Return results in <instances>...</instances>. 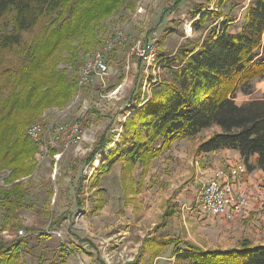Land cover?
Returning <instances> with one entry per match:
<instances>
[{
	"label": "rangeland",
	"instance_id": "374dc122",
	"mask_svg": "<svg viewBox=\"0 0 264 264\" xmlns=\"http://www.w3.org/2000/svg\"><path fill=\"white\" fill-rule=\"evenodd\" d=\"M249 1L125 0L117 13L93 22V39L72 35L63 47H58L60 52L54 70L65 71L66 84L72 89L70 99L61 107L55 103L40 111H36L38 105L28 106L25 101L18 114L24 117L40 113L34 122L40 121L41 125L44 122L47 127L53 123L49 130L44 129L47 130L46 143L54 126H61L57 143L62 149L49 147V152L42 155L38 147L23 145L22 159L4 155L23 169L17 170L13 177L15 184H20L26 192L22 206H14L17 204L14 200L13 210L9 205L0 206V240L27 238L26 246L19 252L20 261L27 264H125L134 259L141 239L151 234L181 238L186 235L204 249H222L237 243L236 228L232 226H240L241 217L227 219L210 215L201 208L199 197L195 199L201 183L216 170L210 176L202 172L200 167L206 166V162L204 165H199L200 161L195 163L196 146L219 129L216 125L201 129L193 136L178 138L169 150L147 165L123 163L120 159L106 172L101 168L104 174L98 181L93 177L96 167L107 163L108 159L102 156L119 138L120 123L135 102L151 92L153 83L170 78L161 65L162 56L174 54L181 46L199 43L222 20L206 18L194 29L192 10L196 5L209 2L211 9L217 8L223 18L231 19L228 29L236 32ZM61 11L41 16L30 31L23 33L21 46L0 50L1 105L12 86L10 74L23 66L24 72L32 69L34 55L26 49L31 40L46 27L63 30L61 18L57 19ZM65 26L71 29L70 25ZM122 31L126 39L119 42L117 33ZM57 39L59 36L54 33L50 37L51 42ZM109 39L115 45L105 53L107 75L102 80L94 76L78 88L81 66ZM136 43L146 49V57L136 54L133 49ZM261 53L264 55V45ZM37 75L43 79L42 74ZM48 83L54 87L50 94L61 89L54 77ZM21 86L22 83L16 90ZM235 93L234 100L238 104L263 98L264 78L254 80L252 93L243 94L239 90ZM48 98L44 96L42 102ZM106 135L107 143L92 157L95 147ZM22 139L20 136L18 142ZM64 139H70L66 146L62 145ZM57 150L59 154L53 156ZM28 166L33 169L27 171ZM97 203L101 207L94 211ZM3 206L9 208L6 213ZM171 207L175 212L164 217ZM156 226L162 227L156 231ZM27 228L32 229V233ZM19 229L23 230L22 235ZM62 246L70 252L65 257L59 256ZM171 250L172 247L167 249L153 264H173ZM181 264L187 263L182 261Z\"/></svg>",
	"mask_w": 264,
	"mask_h": 264
},
{
	"label": "trees",
	"instance_id": "16d2710c",
	"mask_svg": "<svg viewBox=\"0 0 264 264\" xmlns=\"http://www.w3.org/2000/svg\"><path fill=\"white\" fill-rule=\"evenodd\" d=\"M124 2L0 0V50L21 46L24 32L30 31L41 16L59 12V9L62 11L57 19L61 18L63 26L62 31L54 27L51 30L43 28L31 40L26 49L34 55L30 69L36 70L31 69L30 74L31 71L24 72L23 66L15 74H10L12 86L2 105L0 100V170L9 171L5 179L6 186L0 187V206L9 205L13 210V200L17 203L14 206L20 207L26 196L22 186L15 184L13 178L17 170L23 169L4 157L8 155L20 160L21 150L25 149L23 145L37 148L26 129L40 113L36 116H20L18 112L25 105L24 102L28 106L38 105L36 111L55 103L63 106L70 99L72 89L70 84H66L65 71L54 70L60 52L58 47H63L72 35L93 39V22L117 13ZM222 16L217 8L209 7V2L199 3L192 10L194 29L206 18L222 20L199 43L190 47L181 46L174 54L162 56L161 65L170 78L153 83L151 92L135 102L120 123L122 129L119 138L102 156V159H108L107 163L96 167L93 177L95 181L120 159L123 163L129 161L147 165L169 150L178 138L193 136L201 129L213 125L220 130L200 141L196 153L212 152L220 148L235 149L248 169L259 168L264 172V97L240 104L234 100L237 90L250 94L254 80L264 78V55L261 53L264 45V0L249 1L242 24L236 32L228 29L231 19ZM65 25H70L71 29ZM53 33L59 39L51 42ZM36 71L43 75V79L38 77ZM52 77L61 84V89L50 94L54 87L48 81ZM44 96L50 99L42 102ZM20 136L23 139L18 142ZM107 138L108 135L101 138L92 157L100 152ZM254 154L257 155L256 161L250 164L249 159ZM32 169L33 166L27 167V171ZM100 204H96L94 211L100 209ZM3 209L6 213L9 208L3 206ZM174 212L171 207L164 213V217ZM160 227L156 226V231ZM27 230L31 233L33 231L30 228ZM26 244L27 238L22 236L9 241L0 240V264H27L19 260V252ZM170 247L173 264H181L182 261L187 264H264V244L253 245L247 239H241L236 247L204 249L179 236L164 237L157 234L144 237L139 253L125 264H153ZM68 254L70 252L64 246L60 247V257Z\"/></svg>",
	"mask_w": 264,
	"mask_h": 264
},
{
	"label": "built area",
	"instance_id": "2783aa9c",
	"mask_svg": "<svg viewBox=\"0 0 264 264\" xmlns=\"http://www.w3.org/2000/svg\"><path fill=\"white\" fill-rule=\"evenodd\" d=\"M116 38L119 39V42H123L126 39V35L123 31L118 32ZM114 45L110 39L107 40L101 48L103 51L93 52L83 63L78 73V88L85 86L94 76L102 80L107 75L109 67L106 62L105 53L109 52ZM133 49L140 57H146V49L143 46L141 47L139 43H136ZM52 124L50 123L47 127L44 122L41 125V122L37 121L31 123L26 129L27 135L37 145L42 155L49 152V147L50 149L54 147L61 148L57 143L59 133L62 130H60L61 126L60 128L57 125L54 126L53 134L49 135V143H46L47 133L45 132L52 127ZM45 128H47L46 131H44ZM64 141L62 145L66 146L70 142V139H64ZM55 152L53 156H57L60 150ZM245 170V166L242 163L216 169L213 176L208 177L202 182L199 188L198 197L201 208L213 216H223L227 219L241 217L248 203V197L246 191L237 189L236 184L238 176L245 172ZM8 174V170H0V187L6 186L5 179L8 177ZM18 233L22 235L23 230L19 229Z\"/></svg>",
	"mask_w": 264,
	"mask_h": 264
},
{
	"label": "crops",
	"instance_id": "0c3cea01",
	"mask_svg": "<svg viewBox=\"0 0 264 264\" xmlns=\"http://www.w3.org/2000/svg\"><path fill=\"white\" fill-rule=\"evenodd\" d=\"M219 130L220 128L216 131ZM196 157L198 160L195 158V163L198 164L197 161H200L199 165H204L206 162V166L204 165L200 167L202 172H206V176H210V174L213 173L215 169L222 166L229 167L237 163H242L245 166L246 170L238 176L236 186L237 189L246 191L248 203L240 219L242 223L240 226L232 227L236 228L234 234H236L235 239L237 240L238 244L241 239H247L251 244H264V172L259 168L248 169L244 164L239 152L235 149L220 148L212 152L198 153L196 154ZM256 158V154L252 155L249 159V163L254 164ZM198 191L199 189L196 191L195 199H198ZM224 227L226 228L231 226H223V228ZM183 239L188 238L185 235ZM141 242L142 239L135 256L139 253ZM235 245H227V247L221 248L226 249L229 246V248H231L235 247Z\"/></svg>",
	"mask_w": 264,
	"mask_h": 264
},
{
	"label": "bare ground",
	"instance_id": "6f19581e",
	"mask_svg": "<svg viewBox=\"0 0 264 264\" xmlns=\"http://www.w3.org/2000/svg\"><path fill=\"white\" fill-rule=\"evenodd\" d=\"M97 51H103V50L100 48V49H98ZM103 53H105V52H103Z\"/></svg>",
	"mask_w": 264,
	"mask_h": 264
}]
</instances>
